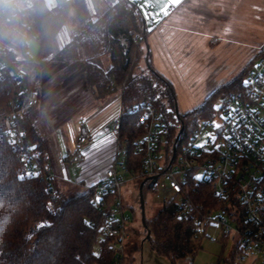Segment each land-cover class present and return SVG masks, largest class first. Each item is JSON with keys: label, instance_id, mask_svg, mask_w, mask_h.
Wrapping results in <instances>:
<instances>
[{"label": "trees", "instance_id": "1", "mask_svg": "<svg viewBox=\"0 0 264 264\" xmlns=\"http://www.w3.org/2000/svg\"><path fill=\"white\" fill-rule=\"evenodd\" d=\"M102 1L106 2L104 11L91 17L90 12H96V6ZM69 7L78 22V31L57 51L50 53ZM134 34H137L136 38H133ZM147 34L144 16L135 0H112L111 3L109 0H65L56 8L48 7L44 0H13L0 14V57L7 69L6 76L0 78V264H112L114 257L112 237L101 227L114 210L115 193L108 192L96 202L97 182L67 195L52 182L50 184L43 174L29 176L20 160L22 149L13 150L5 135L11 96L35 89L28 70L42 72L50 62L56 67L54 73H62L60 77L66 76L63 71L68 68L76 70L75 73L82 75L85 85L92 93H97L96 96L123 85L121 107L125 110L152 101L167 120L164 140L160 141L166 148L174 140L181 121L184 130L178 144L186 141L201 118L215 114L214 103L218 98L222 100L230 92L242 90L246 74L254 64L251 62L253 58L240 75L208 95L186 122L185 116L179 114L177 118L175 115V94L171 83L150 63V51L143 47ZM122 35L128 39L125 52L119 40ZM27 37H32L38 44L35 59L28 55ZM262 54L264 47L256 54L255 60ZM100 55L109 56L107 69L93 60ZM142 55L145 65L136 72L134 66L137 62L139 64ZM36 103L18 118L26 128L23 143L32 149L48 151L36 119ZM121 125V140L129 138L128 143L122 144L126 149L124 167L136 174L142 167L141 153L134 145V140L143 136L139 114L123 115ZM143 180L145 197V189L152 187L147 185L145 178ZM48 184L57 193L53 211L47 207ZM206 190L193 196V201L206 207V198H212ZM174 197L172 194L156 216L146 221L150 230L146 240L155 253L165 256L171 264H178L183 257H194L200 248L201 237L194 232V227L195 218L201 211L177 218ZM84 221H89L91 227ZM41 224L46 226L40 227ZM97 245L98 251L95 250ZM92 253H99V258ZM236 253L232 250L225 264H238Z\"/></svg>", "mask_w": 264, "mask_h": 264}, {"label": "rangeland", "instance_id": "2", "mask_svg": "<svg viewBox=\"0 0 264 264\" xmlns=\"http://www.w3.org/2000/svg\"><path fill=\"white\" fill-rule=\"evenodd\" d=\"M135 1L145 19L144 0ZM163 3L164 0H152L147 11L156 13ZM105 6L106 2L102 1L96 6V12H90L91 17L104 11ZM145 23L152 31H148L143 47L148 46L152 67L171 83L178 112L185 116L186 122L208 95L240 75L253 58L251 62H255L256 54L264 47V0H181L179 5L169 9L168 16H157ZM77 31L78 22L69 7L50 53L57 51ZM165 35L169 40L166 41ZM27 47L28 55L35 59L36 41L28 38ZM93 60L104 69L109 67L108 55ZM137 64L136 72L145 65L143 55ZM55 70L50 62L42 72L28 71L38 92L36 119L47 144L52 183L67 195H73L105 178L106 170L114 164L115 142L108 131L118 117L120 99L117 90L96 96L76 70H64L67 77H60L62 73H54ZM220 101L218 98L214 105L220 106ZM213 120L220 121L218 117ZM82 121L89 128V135L83 144H78ZM81 150L84 159L70 163L67 158ZM117 171L123 179L120 193L124 213L129 216L122 264H171L165 256L155 253L144 239L146 230L141 224L138 195L144 177L139 171L135 174L126 168L117 167ZM75 179L81 186L73 184ZM171 196L169 189L158 184L146 188V221L153 219ZM213 236L215 241H210ZM98 248L97 245L95 250ZM231 252V237L224 243L222 229L208 225L203 228L200 248L194 257H183L178 264H225Z\"/></svg>", "mask_w": 264, "mask_h": 264}, {"label": "built area", "instance_id": "3", "mask_svg": "<svg viewBox=\"0 0 264 264\" xmlns=\"http://www.w3.org/2000/svg\"><path fill=\"white\" fill-rule=\"evenodd\" d=\"M12 1L0 2V14L10 7ZM58 1L59 6L62 1ZM136 37L137 34H134L133 38ZM119 40L125 52L128 39L122 35ZM6 73L7 69L1 59L0 78H4ZM245 80L250 83L244 84L242 90L225 95L215 114L201 118L185 142L178 144V139L174 150L173 141L166 148L160 143L167 130L163 111L150 100L125 110L121 107L123 85L117 89L119 114L109 128V136L115 142L114 164L106 170V177L97 181L95 188L96 202L97 197L102 198L108 192L115 193L114 210L101 227L105 234L112 237V264H120L125 239L129 234V216L124 213L120 193L123 179L117 167L125 168L126 149L122 144L129 142L128 137L121 140V118L131 112L139 114L143 127L142 138L134 140L136 150L142 156L139 174L148 183L156 175L154 185L158 184L172 192L175 196L176 217L181 219L194 214L196 210L201 211L195 218L194 232L198 236L201 237L203 228L208 225L220 227L224 243L231 237L232 250L237 252L238 264H264V54L255 60ZM109 83L113 85L112 81ZM37 98L38 92L34 89L11 96L5 135L13 150L22 149L20 160L24 171L29 176L41 173L51 184L53 176L48 152L32 149L23 143L26 128L18 119L22 112L36 103ZM216 117L220 121H214ZM214 122L221 126H213ZM88 135L89 128L82 121L77 143L83 144ZM67 159L70 163L81 162L84 159L83 150L75 151ZM197 176L202 179L196 180ZM50 184L46 187L50 193L47 207L53 211L57 193ZM73 184L81 186L76 179ZM205 189L212 196L211 200L206 198V207L193 201V196H198ZM210 241H215L214 236L210 237Z\"/></svg>", "mask_w": 264, "mask_h": 264}, {"label": "snow or ice", "instance_id": "4", "mask_svg": "<svg viewBox=\"0 0 264 264\" xmlns=\"http://www.w3.org/2000/svg\"><path fill=\"white\" fill-rule=\"evenodd\" d=\"M151 3H152V0H144V4L142 5L143 9L146 11V15H145V20H149V19H152V20H155L157 16H168L169 15V9L172 8V7H175L177 5H179L181 3V0H164V3L162 4V6L159 8V10L156 12V13H149L147 11V9L149 7H151ZM148 31H152L151 28L148 29ZM243 83L245 85H248L250 83V81L248 80H245L243 81ZM214 108H219V105L217 106H214ZM171 111V110H169ZM213 126L219 128L221 125L219 124H216L215 122L213 123ZM102 143H110V141H102ZM203 145H200V147H202ZM219 147V145H217V148ZM196 180H201L202 177L201 176H197L195 177ZM177 191H179V188H177ZM97 202H99L100 200V197H97ZM85 225L88 226V227H91V224L89 221H84ZM46 225L44 224H41L40 227H45ZM92 255L96 258H99V253H92ZM77 260L80 259V257H77L76 258Z\"/></svg>", "mask_w": 264, "mask_h": 264}, {"label": "water", "instance_id": "5", "mask_svg": "<svg viewBox=\"0 0 264 264\" xmlns=\"http://www.w3.org/2000/svg\"><path fill=\"white\" fill-rule=\"evenodd\" d=\"M147 47V52H148V46ZM2 58L0 57V60ZM174 112H175V115L177 118L180 117L179 115V112H178V108H177V105H176V101H174ZM184 130V125H183V122L181 121L180 122V126H179V129H178V132L176 133V136L173 140V147L172 149L174 150L175 149V144L176 142L178 141L180 135L182 134ZM156 178L157 176L154 175L152 176L150 182L147 184L149 187H152L156 181ZM144 180L139 184V188H138V195H139V202H140V219H141V224L143 226V228L146 230V235L144 237V239H147L150 235V230L147 228V224H146V218H145V200H144V195H143V185H144Z\"/></svg>", "mask_w": 264, "mask_h": 264}, {"label": "crops", "instance_id": "6", "mask_svg": "<svg viewBox=\"0 0 264 264\" xmlns=\"http://www.w3.org/2000/svg\"><path fill=\"white\" fill-rule=\"evenodd\" d=\"M3 1H11V0H0V2H3ZM45 1V3L47 4V6L48 7H50V8H56L57 6H58V3H59V1L58 0H44ZM258 3V2H257ZM260 8V7H259ZM247 9H249L248 7H247ZM262 9V8H261ZM254 20V19H253ZM165 37V39H166V41L167 40H169V36H167V35H165L164 36ZM28 38H32V37H27V40H28ZM26 40V41H27ZM37 43V42H36ZM37 46H38V44H37ZM108 134H109V131H108Z\"/></svg>", "mask_w": 264, "mask_h": 264}]
</instances>
